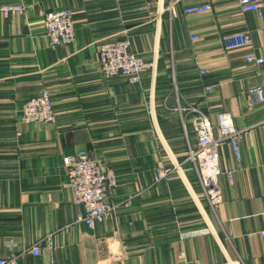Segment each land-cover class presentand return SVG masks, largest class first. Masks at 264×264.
<instances>
[{"label":"crops","instance_id":"obj_1","mask_svg":"<svg viewBox=\"0 0 264 264\" xmlns=\"http://www.w3.org/2000/svg\"><path fill=\"white\" fill-rule=\"evenodd\" d=\"M206 3L209 13L183 14ZM7 4L25 11H0V258L264 264V109L247 97L252 87L264 91V65L246 61L263 52L264 17L242 13L239 0H0V8ZM51 10L71 13L73 42L48 44L44 15ZM236 32L251 36L252 49H223L222 37ZM123 40L155 60L140 84L101 73L99 46ZM43 90L55 121L25 123L23 105ZM179 106L197 108L214 124L217 113H229L244 132L240 160L228 143L220 146V169L234 179L219 176L214 210L186 160L196 139L192 115L182 117ZM81 151L117 179L108 193L115 213L93 228L82 221L62 161ZM173 163L179 172L156 182L157 170Z\"/></svg>","mask_w":264,"mask_h":264},{"label":"built area","instance_id":"obj_2","mask_svg":"<svg viewBox=\"0 0 264 264\" xmlns=\"http://www.w3.org/2000/svg\"><path fill=\"white\" fill-rule=\"evenodd\" d=\"M239 7L242 13L254 12L258 18L264 17V0H239ZM171 8L172 5L169 9ZM211 9L208 3L193 5L185 7L183 14L202 15L209 13ZM0 10L4 15L24 14L25 7L22 4H7ZM44 27L51 47L67 45L75 39L72 15L67 10H51L45 13ZM197 39L196 36L192 37L193 41ZM221 42L225 51L253 47L251 36L245 32L224 35ZM246 61L257 67L264 65V49L261 55L250 53L246 56ZM99 62L105 79L118 75L125 77L131 84H140L142 74L155 69V60L149 61L132 53L127 40L102 43L99 46ZM195 64L197 65L196 61ZM205 73L206 71H200L201 75ZM247 97L250 105H260L264 109V91L261 87L248 89ZM177 110L182 117L186 115L193 117L196 146L189 145L186 160L192 163L202 196L208 206L214 210L221 201L219 176L224 174L230 182L234 179L232 171L223 172L220 169V146L228 143L235 158L240 160L239 141L244 132L236 129L231 115L226 112L217 113L214 124L197 108L179 106ZM21 118L25 123H53L55 115L48 91L44 90L38 96L29 99L22 107ZM63 167L74 202L84 210L82 221L87 227L93 228L94 225L102 224L113 217L116 207L108 200V193L117 186L114 171L91 158L85 151L64 156ZM178 172L179 165L176 163L170 168L160 167L154 175V180L167 181ZM132 198L133 195H129L127 201ZM29 252L34 256L40 253L37 247H32ZM16 260L14 256L0 258V264H17Z\"/></svg>","mask_w":264,"mask_h":264},{"label":"rangeland","instance_id":"obj_3","mask_svg":"<svg viewBox=\"0 0 264 264\" xmlns=\"http://www.w3.org/2000/svg\"><path fill=\"white\" fill-rule=\"evenodd\" d=\"M1 9V8H0ZM1 11V10H0ZM49 44V43H48ZM44 91V90H43ZM42 92V91H41ZM62 161H63V159H62ZM108 168V167H107ZM110 169V168H109ZM65 170V169H64Z\"/></svg>","mask_w":264,"mask_h":264}]
</instances>
